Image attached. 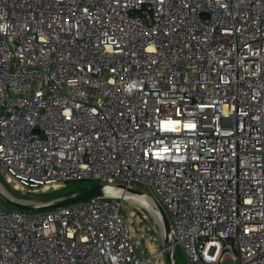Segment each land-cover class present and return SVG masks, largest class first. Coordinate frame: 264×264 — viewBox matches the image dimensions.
I'll return each instance as SVG.
<instances>
[{
  "label": "built area",
  "instance_id": "obj_1",
  "mask_svg": "<svg viewBox=\"0 0 264 264\" xmlns=\"http://www.w3.org/2000/svg\"><path fill=\"white\" fill-rule=\"evenodd\" d=\"M0 163L22 190L144 189L188 264H264V0H0ZM120 191L0 197V264H167Z\"/></svg>",
  "mask_w": 264,
  "mask_h": 264
},
{
  "label": "rangeland",
  "instance_id": "obj_2",
  "mask_svg": "<svg viewBox=\"0 0 264 264\" xmlns=\"http://www.w3.org/2000/svg\"><path fill=\"white\" fill-rule=\"evenodd\" d=\"M97 181L93 179H80V180H72L66 183L64 186H60L58 188H52V186L48 188H40V189H18L15 186V182H10L7 178V173L3 165L0 163V185L3 186V188L7 191L8 194L11 196L23 200L28 201L31 203H45L60 197L68 196L63 195L65 192L68 191H76L78 192L80 188L84 186H91L92 184L96 183ZM52 185V184H51ZM62 194V195H61ZM136 194L139 193H128V197H131L130 201L126 200L124 203L123 209H121L122 214H124L127 218H129V209L135 208L134 205L138 204L142 207H144L149 212V218L146 221L141 220H133L132 219V226L136 229L137 234L140 236L142 234V229H145L148 231V233L151 235V243L149 244V247L145 248V255H151L153 254V251L157 248H159L160 244L163 241V233L161 228V223L159 219L152 214V212L149 209V206L145 203H140L139 198ZM142 195V194H139ZM2 204L6 209L14 208L10 204L6 203L2 200ZM132 218V217H131ZM147 241V238L144 237L143 241ZM144 248V246H142ZM175 256V263L176 264H188L186 255L183 251V249L180 246H176V248L173 251ZM209 255H213V252H209ZM165 256V254H164ZM166 258V257H165ZM157 260V257H153V262L151 264H155L154 261ZM221 264H232L231 261L225 260Z\"/></svg>",
  "mask_w": 264,
  "mask_h": 264
},
{
  "label": "water",
  "instance_id": "obj_3",
  "mask_svg": "<svg viewBox=\"0 0 264 264\" xmlns=\"http://www.w3.org/2000/svg\"><path fill=\"white\" fill-rule=\"evenodd\" d=\"M116 188V189H112ZM121 189L131 192L139 193L142 195H148L157 205V212L161 220V227L163 233V247L165 249L166 261L167 264H176L175 256L173 253V243L172 236L170 235V218L168 213L165 211L163 206L160 204L158 199L150 192L145 191L144 189L128 187L126 184L122 183H111L105 181H97L94 185L87 187L82 191L72 193L71 195L60 197L45 203H31L28 201H23L17 199L7 192H3L0 189V197L3 201L10 204L14 208H20L27 211H39L47 210L56 207L66 206L77 202H82L98 196H107V195H120L122 192Z\"/></svg>",
  "mask_w": 264,
  "mask_h": 264
},
{
  "label": "bare ground",
  "instance_id": "obj_4",
  "mask_svg": "<svg viewBox=\"0 0 264 264\" xmlns=\"http://www.w3.org/2000/svg\"><path fill=\"white\" fill-rule=\"evenodd\" d=\"M0 189L3 191V192H7L4 188H3V186H1L0 185ZM113 190L114 189H116V188H112ZM137 195V197L139 198V202L140 203H145V204H147L148 206H149V209H150V211L152 212V214H154V216H156L158 219H159V221H160V223H161V220H160V218H159V214H158V212H157V205H156V203L154 202V200H152V198H150V197H145V196H143V195H139V194H136Z\"/></svg>",
  "mask_w": 264,
  "mask_h": 264
},
{
  "label": "trees",
  "instance_id": "obj_5",
  "mask_svg": "<svg viewBox=\"0 0 264 264\" xmlns=\"http://www.w3.org/2000/svg\"><path fill=\"white\" fill-rule=\"evenodd\" d=\"M95 184V183H94ZM94 184H92V185H94ZM91 185V186H92ZM88 186H84V187H82V188H80L79 189V191H82V190H84V189H86ZM76 191H74V190H72V191H68V192H65L63 195H71L72 193H75ZM62 195V194H61Z\"/></svg>",
  "mask_w": 264,
  "mask_h": 264
}]
</instances>
